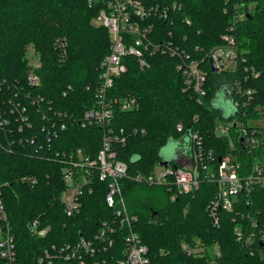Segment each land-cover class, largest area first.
Returning a JSON list of instances; mask_svg holds the SVG:
<instances>
[{
	"label": "trees",
	"instance_id": "1",
	"mask_svg": "<svg viewBox=\"0 0 264 264\" xmlns=\"http://www.w3.org/2000/svg\"><path fill=\"white\" fill-rule=\"evenodd\" d=\"M182 3L173 18L155 20L159 38H171L201 59L213 49L229 46L224 36L231 34L240 57L235 69L221 74L212 71L207 58L200 61L207 71L202 97L186 89L177 67L179 57L154 54L144 68L134 56L125 57L128 68L115 79L110 96H135L137 106L126 112L116 108L110 125L125 131L126 141L117 150L129 165L122 180L128 211L137 217L134 229L148 246L151 264H264V241L259 238L264 233V185L256 182L250 194H238L235 209L220 211L215 223L207 212L217 194L215 182L203 181L194 194L179 192L173 198L175 191L167 187L132 179L169 160L162 149L192 133H198L217 158L233 154L244 176L255 164L264 166V128L248 122L250 116L259 115L257 107H264V0ZM250 3L255 4L253 12L248 11ZM99 8L87 0H0V189L21 264H47L41 261L47 251L91 238L102 220L112 215L105 202V182L83 197V209L75 216L65 214L61 200L62 159L79 148L95 156L103 139L104 127L84 119L86 109L96 106L94 89L100 82L101 63L110 53L108 29L93 21ZM29 45L39 53V65L28 66ZM29 73L39 77L40 85L29 83ZM235 80L253 94L247 107L226 117L214 101L219 87ZM234 119L242 120L250 132L256 129V145H242L236 126L229 131L233 148L229 135L217 133L219 120ZM54 131L58 135L49 138L48 132ZM34 223L47 232L38 235ZM238 225L244 230L243 241L236 235ZM118 237L114 246L87 255V263L119 264L125 243L123 235ZM247 238L252 240L244 242ZM185 244L192 248L190 254Z\"/></svg>",
	"mask_w": 264,
	"mask_h": 264
},
{
	"label": "built area",
	"instance_id": "2",
	"mask_svg": "<svg viewBox=\"0 0 264 264\" xmlns=\"http://www.w3.org/2000/svg\"><path fill=\"white\" fill-rule=\"evenodd\" d=\"M88 3L100 5L97 15V23L108 29L111 39L110 53L101 63L100 82L94 89L96 106L86 109L85 122H95L104 127L101 147L95 156L86 154L81 148L70 153L65 159L63 173L65 187L61 200L64 204V212L72 217L83 209V197L95 192L97 184L107 183L105 202L112 209V215L102 220L101 227L91 238L82 237L77 244H67L60 248L53 247L47 251L45 257L47 264H88L87 255L93 256L100 249L114 246L118 235H123L125 248L124 257L119 264H151L148 255V246L143 242L134 229L137 217L128 211L127 202L122 188L123 178L128 176L129 165L118 157L117 147L126 141L123 129L119 131L111 127L114 111H131L137 106L135 96H110L115 79L123 74L128 64L124 61L126 56L137 58L139 65L144 68L149 65V58L154 54H168L179 57L177 67L182 70L185 78L186 89L192 90L198 97L206 95L207 75L201 62L185 52L171 38H159L156 31V19L169 20L174 12L182 8V0H87ZM161 39L162 41H159ZM229 46H222L211 51L205 59L213 61L218 70L227 71L235 69L228 65V60H234L238 55L235 49L236 39L232 35L224 36ZM186 53V56H183ZM237 62V61H236ZM236 64V63H235ZM225 70V71H226ZM252 73H256L254 68ZM29 83L40 85V79L34 73H29ZM228 96L232 99L236 111H241L248 106L252 90H246L235 80L231 85H226ZM89 88V87H88ZM85 124V123H84ZM66 125L62 124L64 129ZM231 126H236L242 132L245 145L254 146L258 143V136L253 135L256 129H249L242 120L217 122L218 134L230 131ZM46 127H44L45 129ZM178 130L183 126L178 124ZM192 146L188 149L186 163L179 159L170 160L168 167L159 163L151 173H138L133 181L139 184L167 187L176 194H194L199 190L201 182H215L218 186L217 194L208 204L207 212L215 223H219L220 211H232L239 201L238 194L242 191L251 193L254 183L264 185V166L255 164L251 174H241V164L233 154L228 153L224 157L217 158L213 150L206 149L203 139L198 133H192ZM58 131L47 134L49 138L56 137ZM35 183L36 179L31 178ZM7 210L2 190L0 189V258L3 264H21L17 256L15 237L8 227ZM6 225V227H4ZM256 225V224H254ZM38 235H44L47 229H37ZM126 228L120 232L119 229ZM236 235L239 241L244 240V230L241 225L236 226ZM252 238V236H251ZM247 238L244 242L252 239ZM260 240L264 241V233L260 234ZM190 254L192 248L184 246ZM219 254V252H217ZM93 264H101L95 261Z\"/></svg>",
	"mask_w": 264,
	"mask_h": 264
},
{
	"label": "rangeland",
	"instance_id": "3",
	"mask_svg": "<svg viewBox=\"0 0 264 264\" xmlns=\"http://www.w3.org/2000/svg\"><path fill=\"white\" fill-rule=\"evenodd\" d=\"M254 6H255L254 3H250L249 7H248V11L253 12ZM241 13H243V12H241ZM93 21H94V23L99 25L97 23V16L94 18ZM228 35H231V34H228ZM239 54L240 53L238 52V55L236 57L234 55V58H235L234 60H231V61L228 60L227 66L231 65L233 68V66L236 65L235 63H236L237 59L240 57ZM39 56L40 55L37 52V50L34 48V46L29 45L28 49H27L28 66L39 65L40 64ZM197 59L199 61L203 62L205 60V57H203L201 59L200 58H197ZM208 64L210 66L209 61H208ZM225 70L226 69L224 68V69L218 70L217 72L219 74H221V73H224L227 71V70L226 71ZM205 71H206V69H205ZM206 75H207V71H206ZM222 83H220L219 86L223 85ZM206 84H207V82H206ZM214 104L216 107L222 109L224 111V113L231 112L237 108L234 106L232 99L228 96L227 86L222 87V89H220V87H219V90L217 91V95H216ZM256 109L258 110L259 115L250 116L248 119L249 125L264 128V107L259 106ZM225 134L229 135L231 148H233L234 147V140H233L231 132H228ZM188 149H190V145H186V143H184L183 140H182V142L181 141H172V142H169L168 145H166L165 148L162 149L161 154L166 159H169V160L179 159L181 163H186L187 162L186 160L188 159V154H187ZM155 168H156V170L160 169V167L158 165ZM7 224H8L7 228L10 230V225H9V223H7ZM4 227H6V225ZM185 245H188V244H185ZM216 251H217V247L212 248V253H216Z\"/></svg>",
	"mask_w": 264,
	"mask_h": 264
},
{
	"label": "water",
	"instance_id": "4",
	"mask_svg": "<svg viewBox=\"0 0 264 264\" xmlns=\"http://www.w3.org/2000/svg\"><path fill=\"white\" fill-rule=\"evenodd\" d=\"M210 66H211V69H212L213 72H217V71H218V69H217V67H216V65H215V63H214L213 61L210 62ZM235 111H236V109L233 110V111H231V112H227V113H226V117H227V116H231L233 113H235ZM191 138H192V136H191V134H190V135L187 136L186 139H184L183 142L186 143V145H190ZM241 143H242V145L245 144V139H244L243 137L241 138ZM244 148H246V146H244ZM160 164H162V165L165 166V167H168V165H169V160H162V161L160 162Z\"/></svg>",
	"mask_w": 264,
	"mask_h": 264
}]
</instances>
